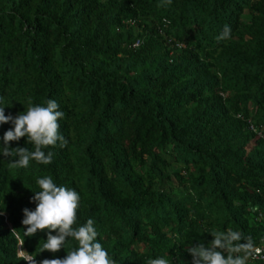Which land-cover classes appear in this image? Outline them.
Returning <instances> with one entry per match:
<instances>
[{"label":"trees","instance_id":"1","mask_svg":"<svg viewBox=\"0 0 264 264\" xmlns=\"http://www.w3.org/2000/svg\"><path fill=\"white\" fill-rule=\"evenodd\" d=\"M48 99L67 144L24 169L15 147L34 145L9 142L0 264L76 246L42 251L43 231L23 234L44 175L80 194L77 222L94 220L115 264H191L190 244L227 228L264 248V0H0V106Z\"/></svg>","mask_w":264,"mask_h":264},{"label":"clouds","instance_id":"2","mask_svg":"<svg viewBox=\"0 0 264 264\" xmlns=\"http://www.w3.org/2000/svg\"><path fill=\"white\" fill-rule=\"evenodd\" d=\"M167 4H171V0H160V6ZM215 39L218 42L231 39V27L224 25ZM59 107L54 99H48L44 105L29 102L26 111L14 116L11 113L5 114V106H0V125H11L0 137V159L12 155L13 148L9 142H18L23 137L25 142L34 145V150L15 147L18 158L12 161V165L27 169L30 161L50 164L53 152L45 149L57 144L63 148L67 144L58 123V120L64 118V112ZM35 184L39 190L32 191L29 200L35 207L21 210V223L26 226L24 236L30 237L43 231L46 240L42 251L51 253L64 249L68 241L76 242V246L62 258L46 259L41 264H115L98 239L94 220L89 218L82 224L77 222L80 194L74 188L58 185L50 175L36 178ZM209 234L211 240H197L187 248L191 264H250L254 260L264 261V258H257L262 251L264 253V248L257 246L252 236H245L232 228L212 230ZM17 255L27 264H36L35 259L26 255L22 249ZM148 264H172V260L157 256L149 259Z\"/></svg>","mask_w":264,"mask_h":264},{"label":"built area","instance_id":"3","mask_svg":"<svg viewBox=\"0 0 264 264\" xmlns=\"http://www.w3.org/2000/svg\"><path fill=\"white\" fill-rule=\"evenodd\" d=\"M257 258H264V253L263 251L260 253V255Z\"/></svg>","mask_w":264,"mask_h":264}]
</instances>
